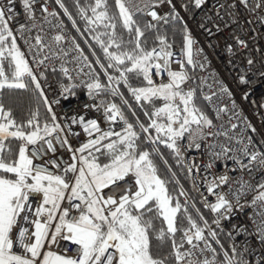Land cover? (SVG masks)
I'll list each match as a JSON object with an SVG mask.
<instances>
[{"label":"snow or ice","instance_id":"obj_1","mask_svg":"<svg viewBox=\"0 0 264 264\" xmlns=\"http://www.w3.org/2000/svg\"><path fill=\"white\" fill-rule=\"evenodd\" d=\"M164 2L171 4L172 0H142L129 5L124 0H115L118 13L110 15L107 0H94L87 6L76 0L81 19L89 31L97 33L93 38L103 51L104 62L99 56L95 60L106 77L102 82L101 72L83 55L74 38L73 50L81 54L74 57L71 69L65 66L67 62L63 58L69 52L61 46L66 39L63 25L53 24L49 19H55L58 13L49 11L47 0L39 8L37 0H0V264H253V259L254 264H264V221L253 232L235 224L231 230L224 227V222L246 205L264 208V152L258 150L250 137L230 134L235 132L237 124L227 129L220 125L221 130H216L213 119L196 104L195 89L183 87L190 79L187 73L170 67L172 45L165 35L157 32L154 46L147 47V30L156 29L160 22L168 24L181 19L174 9L165 15L153 10ZM192 2L200 9L207 0ZM55 3L75 27L76 21L62 0ZM211 7L214 15L205 17L207 23L202 21L200 26L209 35L213 30L227 31L228 39L235 44V48L227 45L230 54L248 50L249 31L256 33V28H246L245 24L251 26L258 21L264 26V0H217ZM145 10L157 23L147 22L141 27L134 14ZM244 13L253 18L241 23ZM117 21L122 22L127 40L116 32ZM13 23L18 25L15 30ZM53 28L60 31L49 35ZM101 28L104 31H97ZM76 30L80 31L78 27ZM16 31L25 43L34 41L29 43L30 49H36L33 56L42 57L36 59L37 66L45 65L50 59L62 61L60 72L72 83H60L59 95L68 99L76 95L75 89H86L92 103H85L83 109L101 113L107 121L106 127L102 128L98 119H86L84 115L66 118L70 123L67 128L64 126L53 109L61 100L50 101L45 94L17 44ZM184 39L187 63L192 64L194 41L188 32ZM245 62L249 67L255 64L250 56H246ZM183 64L181 58V68ZM52 71H56L55 66ZM163 73L167 74V82L162 78L157 83L153 75ZM128 74H134L140 83L132 85ZM246 75L240 76V83H249ZM259 75L264 76V69ZM77 77L79 83L75 82ZM121 84L139 105L147 123L136 115L120 89ZM30 85H34L32 90L46 107L44 119L39 107L29 108L27 116L18 119L14 115L15 103L5 100L8 92H28ZM221 92L228 89L221 88ZM113 98H118L120 105ZM157 101L161 103L158 105ZM121 105L131 112L134 122L129 121ZM118 122L120 130L115 128ZM71 125H79L86 136L77 147L68 139L69 135H80L72 131ZM219 137H224L226 143L209 145L202 176L204 191H200L193 179L201 207L214 214L209 220L175 180L176 173L164 159L159 145L171 150L177 162L183 163L185 151L200 150L201 141ZM185 138L187 142L182 143ZM11 141L19 142L15 151ZM141 142L150 145L151 150L141 148ZM63 152L69 153V158L61 163ZM55 153L61 155L45 159ZM153 156L162 160L175 180L178 188L172 192L167 187L170 181L161 177ZM38 158L42 163H36ZM228 160L236 167L229 168ZM217 161L224 162L223 172L212 171ZM183 166L189 175L201 174L195 161ZM49 167L53 174H49ZM237 170L241 176H229V172ZM245 172L253 179L256 173L261 175L252 183L251 179H244ZM121 183L134 187H127L118 197L105 193V189ZM249 195L251 201L246 199ZM180 197L185 198L183 204ZM72 210L76 212L75 219L71 218ZM256 214L264 217V211ZM155 220L161 221L159 228ZM240 235L246 237L242 243L236 240ZM252 235L256 236L258 246L247 239ZM224 236L228 238L226 242ZM61 241L78 246L76 254L68 256L66 248L54 250V246L60 248ZM165 245L170 249L167 254L160 251Z\"/></svg>","mask_w":264,"mask_h":264},{"label":"built area","instance_id":"obj_2","mask_svg":"<svg viewBox=\"0 0 264 264\" xmlns=\"http://www.w3.org/2000/svg\"><path fill=\"white\" fill-rule=\"evenodd\" d=\"M124 2L126 5H129L132 3H142V0H124ZM220 2H223V0H220ZM42 3H44V0H37L36 7L39 8ZM216 3L217 0H207V3L203 8L197 9L195 8L192 0H172L171 4L164 2L153 9L157 11L159 15H165L166 13L172 12L173 9L175 12H178L180 14L181 20L187 26L188 33L191 34V37L194 41V74L191 75L187 69L185 62V51L182 52L184 47L175 46L171 43L170 44L172 46L169 51L173 53V57L170 62V67L172 70H182L187 73L190 79H188L183 85L185 89H187L189 86L193 88L194 83L198 84L200 94L206 102L209 116L217 125L216 130H221L219 127L220 125H223L224 129H227L231 124H237L238 127L235 132L230 134L250 137L258 150L264 152V146H261V142L264 141V76L259 75V72L264 69V63H262V59H264V26H262L258 21L251 26L245 24L246 28H256V33L249 31L248 38L250 41V48L248 50H241L236 55H232L227 51V45L231 44L235 48V44L232 40L228 39L227 31L216 33L215 30H213V34L209 35L208 32L200 26L202 21L207 23L205 17L214 15L215 10L211 6ZM185 5H187V10L185 9ZM47 6L50 12H56L50 0H47ZM146 11L147 10H145V12H137L134 14V16L141 15L144 16L148 22L157 23L156 21H152V18L146 14ZM252 18L253 17L249 14L244 13L241 17V23H244L245 19ZM49 19L53 20V24L62 23L63 25L62 34L66 39L64 42H62L61 46L69 52V55L64 57L63 61H66L67 63H65V66L71 69L75 63L74 57L80 56L81 54L79 51L73 50V38L75 39L76 44L79 43L74 37L71 29L67 26L66 22L59 14L55 19L51 17H49ZM12 27L15 30L18 28V25L13 23ZM45 28H47V25H45ZM59 31V29L53 28L50 30L49 35L57 34ZM15 34L17 35L18 46L20 47L21 51L25 53L26 59H28L34 74H36L40 80V83L49 100H61L60 105H53V109L57 113L58 118L61 120L64 126L67 128L70 123L66 118L84 115L86 119H98L101 127H106L107 121L102 118L101 113H98L92 109H83V105L85 103H92V101H89L86 95V89L83 87L75 89L74 91L76 95L74 97L70 96L68 99H63L62 96L59 95L60 83H72L71 81H68L60 72V65L62 61L58 59H50L45 61V65L37 66L35 62L36 59L42 57L33 56V53H35L36 49H30L29 43H33L34 41L25 43V40L20 39V34L18 31H16ZM32 35H35V31L32 33ZM253 36H255V39H252ZM47 40L48 37H45L46 42ZM254 49H259L260 51H255ZM82 52L83 55L87 56L91 61L89 56L85 54L83 50ZM246 56H250L255 60V64L253 66L249 67L246 64ZM181 58H183L184 61L183 68L180 67ZM53 66L56 68L55 72L52 71ZM93 67L97 72H100L94 63ZM245 73L247 74L246 78L249 81L248 84L240 83V76L244 75ZM162 78L164 82H167L166 73H163L162 76L156 74L153 75V79L157 83H159ZM79 80L80 78L77 77L75 82L79 83ZM102 82L105 81L103 80ZM221 88H227L228 92H221ZM206 97H211V99H206ZM113 99L114 102H119L118 98ZM223 109H227V111H223ZM217 113H219V116H217ZM120 127L121 124L118 122L115 125V128L116 130H120ZM71 129L74 132L80 133L78 137L72 135L68 136L69 142L73 145V147H77L81 141L86 139V136L79 125H71ZM252 129H255V131H252ZM186 142L187 138L182 143ZM213 143L223 144L226 143V141L224 137H219L216 140L209 138L206 141H201L200 150L193 148L184 152V163H191L195 161L201 169L200 175H196L195 173L189 175L191 180V191L198 201H200V198L197 192L193 189V179L195 178L197 187H199L200 191H204L202 184V176L205 171L204 165L208 160L209 145ZM53 155L59 156L61 153L49 154V157H45V159H48ZM62 155L63 161H60L61 163L67 161L69 158V153L67 152H63ZM36 163H42V161L38 158ZM226 163L229 168L236 167L231 160L226 161ZM223 164V161H217L216 166L212 171L216 173L223 172ZM37 170L43 171L42 168H38ZM48 172L49 174H53L51 167H49ZM228 174L230 177H239L242 175L239 170L236 172H229ZM260 175V173H256L255 178L253 179L250 178L246 172L243 173L244 179H251L252 183H255L256 180L260 178ZM128 179L130 181L131 178ZM129 186L134 187V185L121 183L120 186H114L110 189H105V193L114 197H118L123 195L125 189ZM226 188L227 186H225V189ZM209 199L214 201L213 197H209ZM246 199L251 201V195H249ZM205 210L210 218L212 215H214L209 213L207 209ZM260 211H264V208H254L250 205H246L242 210H237L231 220L225 221L224 227L226 230H231V226L235 224L245 227L249 232H253L261 224V222L264 221V217L256 214ZM71 218H76L75 210L71 211ZM222 239L226 242L228 238L227 236H224ZM245 239L246 237L244 235L236 236L238 243H242ZM247 239L251 244L258 246V241L255 235L249 236ZM77 247L78 246L71 244L70 241H61L60 248L56 249L54 246V250L63 251L66 248L67 255L73 256L76 254Z\"/></svg>","mask_w":264,"mask_h":264},{"label":"trees","instance_id":"obj_3","mask_svg":"<svg viewBox=\"0 0 264 264\" xmlns=\"http://www.w3.org/2000/svg\"><path fill=\"white\" fill-rule=\"evenodd\" d=\"M53 8L56 10V12L63 18V20L66 22L67 26L71 29L74 37L79 43L80 48L89 56L91 61L94 63V65L97 67V69L101 72L99 65L95 64L96 57L99 56L101 58V61L104 62V55L103 51L99 47V45L96 43V40L93 38L97 33L89 31V26L85 24V21L81 19L80 14L77 10L76 6V0H62V2L65 4V6L68 8L69 12L71 13L73 19L76 21V26L73 27L72 20L68 18V16L64 13L63 9L59 7L55 3V0H50ZM94 0H80V4L82 6H87L89 4H93ZM108 7H109V14L114 15L118 13V8L116 7L115 0H107ZM189 10V7H188ZM90 14V13H89ZM134 19L140 23L141 27L148 21L144 16H134ZM117 27L116 32L123 36L125 40L128 39V34L126 30H124L121 26L122 22L117 21ZM155 24V23H154ZM79 28L80 31L77 32L76 28ZM97 31H104V29H99ZM157 32H159L162 35H165L167 38L168 43H171L175 46H181L184 47L185 45V32H188L187 26L185 23L180 20H171L168 24H165L163 22H160L158 24V27L156 29H149L145 33V37L147 38V47L151 48L154 46L155 37ZM106 39V38H104ZM143 39V38H142ZM158 45V42H156ZM112 50V49H110ZM95 52V56L92 55V53ZM187 66V65H186ZM187 69L189 70L190 74L193 75L194 72L187 66ZM109 72L113 75H118L116 73H112V70H109ZM129 75V82L132 85H138L140 81L134 76V74H128ZM101 80L106 81V77L103 76L101 72ZM193 88L195 89V102L196 104L201 107L208 115L209 111L206 105L205 100L202 98L198 84L194 83ZM34 89V85H30V90L28 92L20 91H10L7 93L5 100L7 102H14L16 105V111L14 112V115H17L18 119L21 115L24 117L28 114L29 108H35L39 107V111L41 114V119H44L45 113H46V107L42 103L40 99H38V94L32 90ZM121 91L125 93V96L129 99V102L132 104L133 110L136 112V115L140 117L141 121H144L147 123L146 118L143 116V112L139 105L131 98L130 93H128L127 89L120 85ZM120 102V101H119ZM161 102L157 101V104L159 105ZM122 106V105H121ZM145 107H150L147 104H145ZM122 110L125 112L126 117L129 119L130 122H134L135 118L131 115V112L126 108L122 106ZM154 134V133H153ZM186 139V138H185ZM143 140V137H142ZM18 141H11L12 148L15 151L18 147ZM141 148L151 150V146L141 142L140 144ZM160 152L163 154L164 159L168 161V164L171 165L172 171L176 173L175 180L179 181V185H182L185 191L188 193L189 197H191L192 200L196 202V207L201 208V211L205 214L206 217L211 220L210 216L206 212V210L201 207L198 199L194 196V194L191 191V180L189 174L186 172L183 163H178L175 157L173 156L171 150L167 149L164 145H159ZM102 160L105 159L104 157L101 158ZM153 159L155 163L157 164L159 174L163 179L166 181H170L167 185L169 188V191L172 192L174 188H178V186L175 183V180H172L170 173L167 170V167L163 164L162 160L159 157L153 156ZM180 202L183 204L185 198L180 197ZM189 211L191 212L192 209L190 208ZM194 214V213H193ZM155 225L159 228L161 226L160 220L154 221ZM177 236L179 237V233H177ZM168 245H165L160 251L164 254H167L169 251Z\"/></svg>","mask_w":264,"mask_h":264},{"label":"water","instance_id":"obj_4","mask_svg":"<svg viewBox=\"0 0 264 264\" xmlns=\"http://www.w3.org/2000/svg\"><path fill=\"white\" fill-rule=\"evenodd\" d=\"M184 51H185L186 65H187V66H188L193 72H195V69H194L193 63H192V64H188V63H187L186 42H185V45H184ZM192 57H193V48H192Z\"/></svg>","mask_w":264,"mask_h":264},{"label":"rangeland","instance_id":"obj_5","mask_svg":"<svg viewBox=\"0 0 264 264\" xmlns=\"http://www.w3.org/2000/svg\"><path fill=\"white\" fill-rule=\"evenodd\" d=\"M118 105H120V102L117 103ZM122 107V106H121Z\"/></svg>","mask_w":264,"mask_h":264}]
</instances>
